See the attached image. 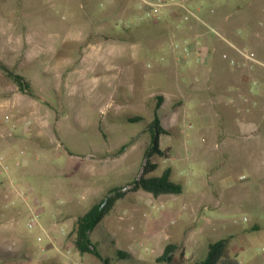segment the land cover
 Masks as SVG:
<instances>
[{
	"label": "rangeland",
	"instance_id": "374dc122",
	"mask_svg": "<svg viewBox=\"0 0 264 264\" xmlns=\"http://www.w3.org/2000/svg\"><path fill=\"white\" fill-rule=\"evenodd\" d=\"M0 61L28 85L0 69V264H104L74 225L114 189L89 233L109 264L221 238L218 264H264V0H0ZM166 168L181 193L134 187Z\"/></svg>",
	"mask_w": 264,
	"mask_h": 264
},
{
	"label": "trees",
	"instance_id": "16d2710c",
	"mask_svg": "<svg viewBox=\"0 0 264 264\" xmlns=\"http://www.w3.org/2000/svg\"><path fill=\"white\" fill-rule=\"evenodd\" d=\"M0 69L5 71L8 75L12 76L20 88L26 90L28 85L24 80L23 76L15 73L13 70L9 69L2 61H0ZM159 100L162 99V96H158ZM160 103H157L156 110ZM155 110V116L153 120V129L156 134L161 132L159 126V118ZM142 119L141 116H134L130 118V121H137ZM126 144L122 145L119 152L123 151ZM152 151L162 152L158 147V138L155 139V145L152 146L149 155ZM145 171H148L146 166L144 167ZM136 189L141 188L145 191L150 192L153 196H159L161 194H179L182 192V185L178 182H175L170 179V169L166 168L162 175L160 176H150L146 177L141 175V177L134 184ZM114 195L108 196L100 201L97 204H94L89 210H87L83 215L79 216L74 225L75 231V246L79 252L93 251L94 254L99 257L104 264H109L108 260L100 255V253L94 248L91 247L89 233L90 231L103 219V217L110 212L115 201L122 197L123 191L120 189H114ZM227 246V239L221 238L215 241H210L207 246V253L204 258L197 260L194 264H218L222 256L224 255L225 249ZM175 248L174 243H168L162 254L159 255L157 261H166L169 262L172 259V252ZM230 264V263H225Z\"/></svg>",
	"mask_w": 264,
	"mask_h": 264
},
{
	"label": "built area",
	"instance_id": "2783aa9c",
	"mask_svg": "<svg viewBox=\"0 0 264 264\" xmlns=\"http://www.w3.org/2000/svg\"><path fill=\"white\" fill-rule=\"evenodd\" d=\"M9 171V165L5 163L4 161V156L0 154V172L1 173H7ZM21 198L24 199V200H27L26 197H24L21 193ZM27 208L29 210V216H28V221H27V225L28 227L30 228H33V227H38L39 229H41L47 236L48 240L50 243L54 244V241H53V236L47 232V230L44 228L43 224H42V210H41V206H37V203L36 202H32V203H29L27 202ZM60 230L65 234V228L64 226H61L60 227ZM41 238L38 237V240H40ZM57 248V246H56ZM59 249V248H57ZM70 253V248H66L64 250V255ZM69 257V261H72L70 259V256L69 255H66ZM68 262V261H67ZM75 264H77L76 262H74ZM62 264H66L65 262H63Z\"/></svg>",
	"mask_w": 264,
	"mask_h": 264
},
{
	"label": "crops",
	"instance_id": "0c3cea01",
	"mask_svg": "<svg viewBox=\"0 0 264 264\" xmlns=\"http://www.w3.org/2000/svg\"><path fill=\"white\" fill-rule=\"evenodd\" d=\"M0 151H2L3 153H5L6 156H8V160H9V158L11 157V153H10V149L7 147L6 144H3V143L0 142ZM62 226H64V225H62Z\"/></svg>",
	"mask_w": 264,
	"mask_h": 264
}]
</instances>
